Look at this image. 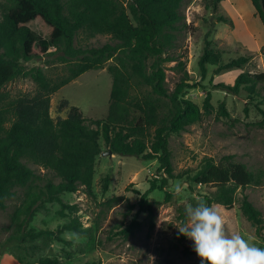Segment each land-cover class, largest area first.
Segmentation results:
<instances>
[{
  "label": "trees",
  "instance_id": "obj_1",
  "mask_svg": "<svg viewBox=\"0 0 264 264\" xmlns=\"http://www.w3.org/2000/svg\"><path fill=\"white\" fill-rule=\"evenodd\" d=\"M250 1L264 24V0ZM184 5L185 0H0V210L19 197L11 217L13 222L18 221V235L10 237L8 244H32L36 251L52 241L68 244L62 237L66 231L88 233L77 217L56 230L37 231L29 224L49 203L61 206L58 214L62 217H66V211L76 214L77 206L64 202L63 194L82 189L93 196L101 138L113 154L158 160L157 171L162 176L151 180L150 188L141 194L140 211L153 215L154 203L147 196L155 190L165 191L166 199L171 198L169 181L184 174L175 173L169 139L215 110L210 94L202 107L184 96L186 88L194 87L178 52L188 27ZM36 20L46 31V38L38 37L29 27ZM220 21L229 22L223 18ZM98 35H109L115 43L76 45L80 36L86 40ZM52 55L66 66V74L57 80L48 78L40 67L27 65ZM110 60L113 62L108 71L113 84L104 120L86 118L67 100L60 105V109L69 110L67 117L54 119L50 114L52 95L84 73L103 69ZM248 60H230L216 71L241 68ZM211 61L219 63L221 57L208 41L199 61L203 77ZM172 62L181 74L174 91L166 86L165 65ZM26 78L37 84V94L10 98L6 86ZM260 86L264 87V72H243L229 89L233 93L245 90L254 99L262 97ZM219 109L220 115L228 116L224 104ZM263 177L264 172L254 174L245 164L227 156L220 162L207 158L190 179L196 185L215 189L206 199L209 206L218 203L233 208L237 191L262 185ZM109 180L106 177L105 190ZM124 201V196H114L107 205L110 209ZM240 209L264 241L263 214L246 195ZM140 225L137 214L123 233L132 236ZM36 264L62 263L59 258L45 257Z\"/></svg>",
  "mask_w": 264,
  "mask_h": 264
},
{
  "label": "rangeland",
  "instance_id": "obj_2",
  "mask_svg": "<svg viewBox=\"0 0 264 264\" xmlns=\"http://www.w3.org/2000/svg\"><path fill=\"white\" fill-rule=\"evenodd\" d=\"M184 13L188 27L178 52L186 62L189 82L194 86L186 88L184 96L202 107L210 94L215 110L200 122L170 137L175 173L184 174L180 179L169 181L167 190L171 198L167 200L165 191L155 190L147 196V200L154 203L153 215L140 211L141 194L150 188L151 180H160L162 176L157 171L160 165L158 160L145 161L136 157L105 154L109 149L101 138L102 153L96 159L93 196L82 189L63 194L64 202L77 206L76 214L66 211V217H62L58 214L61 206L49 203L46 209L36 213L29 224L37 231L56 230L77 217L83 227L89 229L88 233L66 231L62 237L68 244L52 241L36 251L32 244H8L10 237L18 235V221L11 220L19 202V197H16L8 202L7 209L0 210V264H20L16 257L24 264H36L45 257L59 258L62 264H201L193 251V241L181 235L177 227L186 222L185 207L188 204L195 206L198 199L206 201L213 196L215 189L196 185L191 176L202 168L207 158L220 162L227 156H233L235 161L245 164L254 174L264 172V87L260 86L262 97L254 99L245 90L233 93L229 89L243 72H264V24L250 0H185ZM221 18L229 22L220 21ZM29 27L38 37H47L38 20L30 23ZM208 41L221 57V62L208 63L206 76L203 77L199 61ZM106 43L114 44L115 41L109 35L86 40L80 36L76 45L98 47ZM50 52H55V49L52 48ZM240 57L249 58L241 68L217 73L218 66ZM112 62L110 60L103 69L84 73L53 94L51 116L54 119L66 118L69 110L60 109V105L67 100L70 106L80 108L86 118L104 120L112 92L113 79L108 71ZM27 65L30 68L40 67L51 80L66 74V66L54 55L33 60ZM175 65L174 62L165 65L166 86L171 91L175 90L181 78V74L173 68ZM5 90L10 98H32L39 87L26 78L10 82ZM221 104L225 105L228 116L220 115ZM106 177L110 178L107 190ZM177 182L182 188L179 194H175ZM245 195L264 217V183L239 189L233 208L218 203L212 205L219 206L226 219V234L239 233L250 243L264 248V241L256 227L240 209ZM114 196H124L125 201L109 209L107 202ZM137 214L140 229L126 237L123 230Z\"/></svg>",
  "mask_w": 264,
  "mask_h": 264
},
{
  "label": "clouds",
  "instance_id": "obj_3",
  "mask_svg": "<svg viewBox=\"0 0 264 264\" xmlns=\"http://www.w3.org/2000/svg\"><path fill=\"white\" fill-rule=\"evenodd\" d=\"M182 191L175 185V194ZM186 222L178 228L181 235L193 241V251L201 264H264V248L250 243L239 233L226 234V219L219 206H209L198 199L195 206L185 207Z\"/></svg>",
  "mask_w": 264,
  "mask_h": 264
},
{
  "label": "water",
  "instance_id": "obj_4",
  "mask_svg": "<svg viewBox=\"0 0 264 264\" xmlns=\"http://www.w3.org/2000/svg\"><path fill=\"white\" fill-rule=\"evenodd\" d=\"M105 154L112 155L113 154V151L112 150H108Z\"/></svg>",
  "mask_w": 264,
  "mask_h": 264
}]
</instances>
